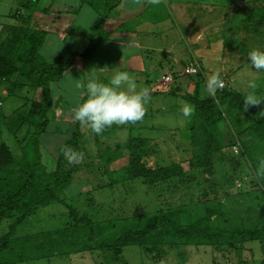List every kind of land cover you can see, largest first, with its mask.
<instances>
[{"label": "rangeland", "instance_id": "374dc122", "mask_svg": "<svg viewBox=\"0 0 264 264\" xmlns=\"http://www.w3.org/2000/svg\"><path fill=\"white\" fill-rule=\"evenodd\" d=\"M237 2L245 4L235 10L230 5L210 7L212 4H208L202 13H196L197 16H194L198 22L190 26L206 31L202 40L209 47L203 48L206 44L202 45L200 40H193L190 44L186 39L187 44L183 41L181 44L182 52L176 54L178 61L185 63L176 65L171 58V64L176 67L174 70L167 69V66L158 69L160 80L166 74L178 76L177 79L174 77L176 81L172 83L179 88L178 91L171 84L163 82L162 86L167 89L165 92L170 95H151V101L147 104L141 121L113 125L99 136L83 129L84 154L79 153L85 161L79 163L81 169L73 172L65 196L70 207L107 228L105 239L98 235L89 244L92 249L80 254L23 264H264V186L258 179L264 174V163L259 164L264 156V146L258 140H249L247 134L240 137V140L228 121L219 123L223 146L220 152L210 157V161L206 162L202 158H197L196 161L194 149L191 147L195 107L188 98L207 99L212 95L210 89L215 88L218 82L225 84L222 90H233L244 98L249 94L264 98V70H256L248 60L250 51H264V0ZM39 4L41 6L42 1ZM44 6L45 4L42 7ZM33 24L36 25L35 29L45 27L41 19ZM184 26L182 24L180 29L187 37L188 32L183 30ZM11 36L12 34L6 40H1L2 43L10 40ZM71 43V40L64 42L54 35H47L40 55L50 64L58 58L69 59L71 55L69 56L68 47ZM9 47L6 46L5 49ZM76 49H81V46H76ZM192 57L197 58L203 65V75L184 77V69ZM169 61L170 59L168 63ZM17 80L16 75L12 82ZM250 80L255 81V89L249 88ZM77 82H82L81 77L77 78L72 74L51 86L56 109L49 114L50 125L39 138L43 148V164L48 173L56 168L59 148L72 138L74 128L66 125L63 118L65 114L68 117L69 108L73 109L77 104V98L70 94L82 92V89L74 86ZM12 84L11 81H0V146L6 144L13 154L12 165L6 172H0V181L7 182L10 186L23 175L20 173L21 168L27 166L32 159L27 152L31 153L32 138L39 127V120L29 116V110L32 102L41 99V91L32 87L14 88L11 92L9 89H12ZM261 104L264 105V102ZM185 109L190 115H184ZM70 115L73 117V113ZM246 119L247 117L241 116L236 120L238 129L243 130L251 124L250 118L247 119L248 122ZM175 122L178 126L174 127ZM184 123H188V128H181ZM152 127L156 130L152 131ZM186 130L187 133L189 131L188 135L184 134ZM148 135L150 138H146ZM132 137H145L143 139L148 140L149 155L142 159L143 163L152 169H162L161 175H164L166 169L174 167L178 169L175 170L178 175L175 174L176 176L169 178L164 184L153 187L141 181H126L123 173L104 175V171L84 165L85 162L95 164L98 155L107 147L115 150L121 146L120 150L123 151ZM163 139H167L166 142H162ZM242 148L246 149L248 155H239ZM120 150L115 154H120ZM128 164L129 155L125 152L122 158L120 156L110 165L109 170L123 171ZM207 208L210 211L221 210L219 212L222 213V218L215 221V217L213 226L251 233V241L243 244L241 252L225 249L217 251L209 246H190L168 248L167 255H160L148 253L139 247H127L121 254L122 261L115 262L110 255L106 260L104 253L98 248L101 242H109L122 229L141 227L148 221L156 220L162 213L179 211L182 213V224L192 225L205 216ZM13 224V220H5L0 228V237L11 233L10 227ZM70 225V209L55 204L29 217L24 225L16 229L12 237L17 239L61 232Z\"/></svg>", "mask_w": 264, "mask_h": 264}, {"label": "trees", "instance_id": "16d2710c", "mask_svg": "<svg viewBox=\"0 0 264 264\" xmlns=\"http://www.w3.org/2000/svg\"><path fill=\"white\" fill-rule=\"evenodd\" d=\"M39 2L40 0H23L22 8L28 12L25 15L26 18H22L24 21L27 19L25 26L13 30L11 39L0 43V81L13 83L12 89H9L11 92L14 88L25 86L41 91L40 101L32 102L29 110V116L39 120V127L32 138L31 153L27 152L32 159L27 166L21 168L20 173L23 175L15 180L14 185L10 186L7 182L0 181V228L5 220L14 221L10 227L11 233L0 237V264H23L80 254L91 250L89 244L98 235L104 237L107 231V228L100 223L93 222L87 215L83 216L78 210L70 207L65 196V191L72 181L73 172L81 167L80 164H69L63 155V149L65 146H71L78 153L84 154L82 146L85 133L78 121L74 126L72 138L66 140L58 150L55 170L48 173L43 164V148L40 146L39 138L46 132L51 122L49 117L53 110L51 86L59 82L64 73L72 68L75 56L69 59L58 58L51 64L42 59L40 51L47 34L43 30L32 29L30 26L32 21L30 14L36 10ZM96 43L97 41L92 40L83 57L89 56L94 51ZM6 46H10L9 49H5ZM16 75L18 76L17 82H12ZM200 75L203 73L198 76ZM219 83L215 86L217 89L214 96L211 95L204 100L188 98V101L195 107L191 147L194 149L196 161H198L197 158H202L208 162L214 153L222 150L223 136L219 129L220 122L230 121L233 131L240 140L247 134L249 140H258L264 146V114H261L264 111V105L261 103L250 105L245 110L244 96L230 89H219ZM220 90L221 93H219ZM241 116L250 118L248 120L251 121V124L243 130L238 129L236 122ZM247 119L246 122H248ZM120 147L118 146L115 150L107 147L100 156L98 155L95 164L85 162L84 165L102 170L104 175L123 173L126 181H141L153 187L164 184L169 178L172 179L173 176L178 175L175 173L178 169L174 167L166 169L164 175H161L162 169H152L143 163L142 159L149 155L147 139L132 137L124 146V150L122 149L123 151ZM118 150L120 154H115ZM123 152L129 155V164L123 171L121 170L122 172L110 171V165L120 156L122 158ZM239 155L244 157L248 155V152L242 148ZM12 162L13 154L6 144H2L0 146V172H6ZM261 162L264 163V156L259 164ZM258 179L264 186V174ZM55 204H61L70 209L72 225L69 228L36 237L28 236L17 239L12 237L16 229L24 225L29 217ZM219 211H210L207 208L205 216L192 225L182 224L180 218L182 213L179 211L162 213L159 218L148 221L141 227L122 229L109 242H101L98 248L104 253L106 260L110 255L115 262L122 261L121 254L127 247H139L148 253H160V255H167L168 248L179 249L190 246H209L217 251L225 249L241 252L243 244L251 241V233L242 230L230 231L213 226L215 217H217L215 221L222 218V213Z\"/></svg>", "mask_w": 264, "mask_h": 264}, {"label": "crops", "instance_id": "0c3cea01", "mask_svg": "<svg viewBox=\"0 0 264 264\" xmlns=\"http://www.w3.org/2000/svg\"><path fill=\"white\" fill-rule=\"evenodd\" d=\"M41 1L42 5L39 6ZM117 1L40 0L36 10L30 14L32 17L30 26L35 29L36 25L33 23L41 19L45 27L36 29L43 30L47 35H54L64 42L72 41L70 44L72 49L70 47L68 49L69 56H75L73 66L57 83L72 74L77 78L81 77L82 82L89 75L107 81L114 71L119 70L127 71L134 76L138 86L150 89L152 96L159 93L170 95L162 86L164 84L162 78L159 79L158 69H164L167 66V69L174 70L176 67L171 64V58L175 60L176 65L185 63L178 61L176 54L182 52L181 44L182 41L186 43V39L190 44L193 40H200L201 44L203 42L206 44L203 48L209 47V44L202 40L206 31L190 26L198 22L196 13L199 14V11L202 13L208 4H212L210 7L230 5L229 7H233L232 10L238 9L239 6L240 9L245 4L237 0ZM22 4L23 0H0V43H2L1 40L9 38L13 30L25 26L27 19L24 21L22 18H26L25 15L28 12L22 8ZM44 4L45 6L42 7ZM182 24L185 25L183 30L188 32L187 37L180 29ZM92 40L97 41L94 51L89 56L83 57ZM79 43L80 45H77ZM76 46H81V49H76ZM174 77L178 78L175 75ZM173 89L179 90L177 86H173ZM69 90L72 91L71 88ZM70 95L77 98V103L85 98L81 94ZM52 98L53 109H56L53 93ZM69 109L68 117L65 114L63 119L66 120V125L74 128L72 126H75L76 121L70 115L73 113L72 109ZM175 126H178L176 122ZM183 126L188 128V123L182 125L181 128L184 129ZM153 130H156L155 127H152ZM184 134L188 135L189 131L187 133L186 130ZM146 138H150L149 135ZM166 140L163 139L162 142Z\"/></svg>", "mask_w": 264, "mask_h": 264}, {"label": "clouds", "instance_id": "9594fccd", "mask_svg": "<svg viewBox=\"0 0 264 264\" xmlns=\"http://www.w3.org/2000/svg\"><path fill=\"white\" fill-rule=\"evenodd\" d=\"M248 60L256 70H264V51H250ZM248 86L255 89V81L250 80ZM75 87L82 89L81 96L85 98L73 107L74 120L79 122L82 129H88L97 136L113 125L141 121L152 98L150 89L138 86L135 77L127 71L116 70L107 81L89 75L84 82H77ZM243 102L247 110L250 105L264 102V98L249 94ZM184 115H190L187 109ZM63 155L69 164L82 162V154L71 146H65Z\"/></svg>", "mask_w": 264, "mask_h": 264}, {"label": "built area", "instance_id": "2783aa9c", "mask_svg": "<svg viewBox=\"0 0 264 264\" xmlns=\"http://www.w3.org/2000/svg\"><path fill=\"white\" fill-rule=\"evenodd\" d=\"M201 73H203L202 64L200 63V61L197 58L192 57V59L186 65L183 75L186 77H196ZM162 80L165 84L170 85L174 81V76L172 74H166L163 76ZM224 85L225 84L223 82H220L218 88L222 89L224 87ZM216 89L217 88H213V87L211 88L212 96L215 95ZM236 146H240V145H236Z\"/></svg>", "mask_w": 264, "mask_h": 264}, {"label": "bare ground", "instance_id": "6f19581e", "mask_svg": "<svg viewBox=\"0 0 264 264\" xmlns=\"http://www.w3.org/2000/svg\"><path fill=\"white\" fill-rule=\"evenodd\" d=\"M203 44H204V42H203Z\"/></svg>", "mask_w": 264, "mask_h": 264}]
</instances>
